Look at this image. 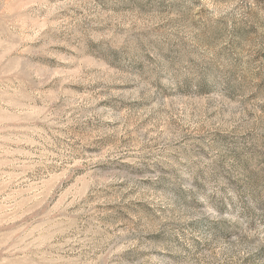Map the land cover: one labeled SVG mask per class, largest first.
<instances>
[{
    "label": "rangeland",
    "instance_id": "374dc122",
    "mask_svg": "<svg viewBox=\"0 0 264 264\" xmlns=\"http://www.w3.org/2000/svg\"><path fill=\"white\" fill-rule=\"evenodd\" d=\"M0 264H264V0H0Z\"/></svg>",
    "mask_w": 264,
    "mask_h": 264
}]
</instances>
